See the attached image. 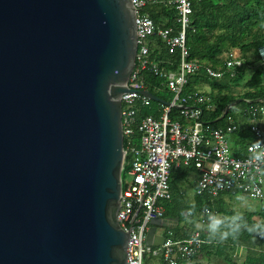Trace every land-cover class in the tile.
I'll return each mask as SVG.
<instances>
[{
    "label": "water",
    "instance_id": "95a60500",
    "mask_svg": "<svg viewBox=\"0 0 264 264\" xmlns=\"http://www.w3.org/2000/svg\"><path fill=\"white\" fill-rule=\"evenodd\" d=\"M136 52L132 0H0V264H128L120 97ZM178 221L151 219L144 243Z\"/></svg>",
    "mask_w": 264,
    "mask_h": 264
},
{
    "label": "built area",
    "instance_id": "2783aa9c",
    "mask_svg": "<svg viewBox=\"0 0 264 264\" xmlns=\"http://www.w3.org/2000/svg\"><path fill=\"white\" fill-rule=\"evenodd\" d=\"M152 0H132L136 13L137 52L121 97V127L123 135L122 170L129 176L121 178V196L117 220L125 230L129 229L127 243L128 264H147V258L162 256L166 264H182L198 251L207 241L200 230H192L189 236L172 239L165 237L158 246L146 245L144 238L149 222L164 217L161 201L171 199L170 171L180 165L193 167L198 177L196 194H205L213 203L222 194L241 193L254 199L264 198V104L243 109L244 125L253 135V140L242 147L243 155L233 154L230 135L239 128L232 115L224 116L222 127H213L202 117L203 110L211 108L210 99L200 90L185 92L187 77L194 73L199 64L190 58L186 46V30L192 13L191 0H173L178 26L176 32L155 26L143 8ZM158 36L169 48L178 50L179 57L174 68H166L160 60L150 55L149 38ZM259 62L264 67V44L257 49ZM242 59L235 51L225 59L230 75H236ZM148 71L161 80L171 93L170 104L158 103V117L140 115V110L150 104L148 96L141 90L149 89L144 73ZM207 75L222 76L221 69L205 67ZM150 90V89H149ZM189 107L175 108L178 118H171L173 104ZM134 222L131 223L133 215ZM211 210L205 208L200 223L212 218ZM260 237V234H257Z\"/></svg>",
    "mask_w": 264,
    "mask_h": 264
},
{
    "label": "trees",
    "instance_id": "16d2710c",
    "mask_svg": "<svg viewBox=\"0 0 264 264\" xmlns=\"http://www.w3.org/2000/svg\"><path fill=\"white\" fill-rule=\"evenodd\" d=\"M173 0H152L143 8L153 20L155 26L168 28L176 32V10ZM192 13L190 24L186 30V46L190 58L197 60L199 68L187 77L185 92L200 90L210 99L211 108L204 109L202 117L213 127H222L224 117L219 120L224 107L231 101L240 97L241 101L235 103L226 115H232L239 123V128L230 135L231 150L233 154L243 155L239 147L253 140V135L246 125L242 114L245 107L254 106L257 103L264 104V67L259 62L257 49L264 44V0H191ZM149 49L152 58L160 60L166 68H174L177 65L179 52H169V48L158 36L149 38ZM236 51L242 59V66L238 73L231 76L225 66L227 55ZM205 67L221 69L222 76L213 78L206 74ZM248 67H254L251 72H246ZM147 87L157 92L160 96L169 98L171 93L161 84V80L152 73H144ZM202 86L209 89L203 90ZM240 89L238 92L234 90ZM156 101L140 110V115L150 114L158 117L160 111ZM170 117L178 118L176 109L170 111ZM237 146L238 149H237ZM189 172L193 167L180 165L172 167L169 184L176 179L182 169ZM124 170L121 171V175ZM264 199V198H263ZM216 200V199H215ZM209 202L207 195L196 194L194 203H184L178 198L172 197L170 201H162L164 206L175 203L176 208L167 207L166 215L179 216L183 221L186 216H201L205 208L211 210V214L221 215L218 220V228L201 231V237L207 242L192 254L188 259H178L182 264H212V260H220L227 264H264V208L256 213H245L236 216V213L217 199ZM169 203V204H168ZM237 217V218H236ZM257 217V220H254ZM208 225L212 224V218H207ZM253 229V231H249ZM260 234V237H257ZM165 236L178 239L189 236V227L177 225L166 228ZM245 249L242 256H235L236 248ZM262 247V248H261ZM247 248V249H246ZM253 248H261L253 251ZM252 249V250H251ZM202 254L207 256L206 263L199 260ZM161 264H166L160 255ZM151 258V257H150ZM149 258H147L148 260ZM216 264H219L216 262Z\"/></svg>",
    "mask_w": 264,
    "mask_h": 264
},
{
    "label": "rangeland",
    "instance_id": "374dc122",
    "mask_svg": "<svg viewBox=\"0 0 264 264\" xmlns=\"http://www.w3.org/2000/svg\"><path fill=\"white\" fill-rule=\"evenodd\" d=\"M236 52V51H235ZM254 69V67H248L246 72H251ZM203 90H208L209 88L207 86H202ZM240 89L234 90L235 92H238ZM125 181L129 180V176L124 173L121 175ZM188 180H175L174 181V190L173 192H177L182 188V184H185V192H184V198L186 200H191L193 198V188L191 186V181L194 179V177H189ZM190 183V184H189ZM221 202L225 204L227 207H229L231 210H233L236 213V216L245 214V213H256L261 208H264V199H254L249 198L248 196H245L240 193L235 194H223L221 196ZM200 218V217H199ZM221 218V215L217 214L213 217L214 223L218 221ZM237 218V217H236ZM254 220H257V217H254ZM182 225H187L189 228L193 226H197L198 228H203V225L199 223V219L197 215L192 216H186L185 219L182 221ZM208 228L209 226L206 225ZM215 228H218V224L215 225ZM214 228V229H215ZM199 260H205L207 256L204 254L201 255V257H198ZM220 260H212V264H227L226 262ZM147 264H161L160 257H151L147 260Z\"/></svg>",
    "mask_w": 264,
    "mask_h": 264
},
{
    "label": "crops",
    "instance_id": "0c3cea01",
    "mask_svg": "<svg viewBox=\"0 0 264 264\" xmlns=\"http://www.w3.org/2000/svg\"><path fill=\"white\" fill-rule=\"evenodd\" d=\"M264 126V125H263ZM194 177V179H192V181L190 182L191 183V186H192V188H193V198L191 199V200H186L185 198H184V192H185V189H184V187H185V184H182V188L179 190V191H177V192H173V190H174V181L175 180H188L189 181V177ZM197 177H198V175H197V173H196V171L195 170H191V171H189V172H187V171H185V169L183 168L182 170H181V172L179 171L178 172V175H177V177H176V179H174L173 181H172V183L170 184V192H171V198L174 196V197H176V198H178L181 202L183 201L184 203H194V199H195V195H196V192H195V190H196V180H197ZM189 183V184H190ZM235 193H238V192H235ZM235 193H226V194H235ZM241 194V193H240ZM223 195V194H222ZM221 195V196H222ZM221 196H219L217 199L219 200V201H221ZM249 198H251V197H249ZM217 199L215 200V201H217ZM171 200V199H170ZM170 200H168V201H170ZM164 201V200H163ZM162 202V201H161ZM160 202V203H161ZM162 205H163V203H161ZM169 204V203H168ZM168 206H170V209H175L176 208V205H175V203H171L170 202V205H168ZM168 206H164L163 205V207H164V214L165 213H167V207ZM168 216H172V215H166V216H164V217H168ZM172 217H175V216H172ZM200 217V216H199ZM198 217V219H200ZM206 222H207V219H206ZM200 223V221H199V223L200 224H202L203 225V228H198L197 226H193V227H190L189 228V234H190V232L192 231V230H200V231H208V230H212L213 229V224H214V221H213V217H212V224L211 225H208L207 223ZM177 225H180V226H183V227H186L187 225H182V221H178V223H177ZM206 225H208L209 226V228L206 226ZM174 227V226H173ZM172 227V228H173ZM188 227V226H187ZM171 228V227H170ZM165 231H166V229H161V228H159V227H157V229H156V233L157 234H161V233H164L165 234ZM262 248V247H261ZM260 248V249H261ZM247 249V248H246ZM259 248H253V251L255 250V251H258V250H260ZM252 250V249H251ZM245 253V249L243 248V246H241V248H236L235 247V249H234V251H233V254L235 255V256H242L243 254ZM201 257V256H200ZM200 261H202V262H204V263H206V259L205 260H200Z\"/></svg>",
    "mask_w": 264,
    "mask_h": 264
},
{
    "label": "clouds",
    "instance_id": "9594fccd",
    "mask_svg": "<svg viewBox=\"0 0 264 264\" xmlns=\"http://www.w3.org/2000/svg\"><path fill=\"white\" fill-rule=\"evenodd\" d=\"M218 223H219V221H216V222L213 224V228H215V225L218 224ZM249 231L251 232V231H253V229H249Z\"/></svg>",
    "mask_w": 264,
    "mask_h": 264
}]
</instances>
